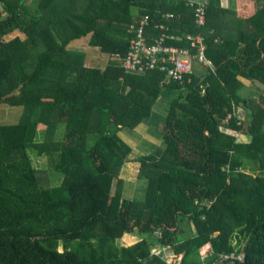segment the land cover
Instances as JSON below:
<instances>
[{"label": "trees", "instance_id": "16d2710c", "mask_svg": "<svg viewBox=\"0 0 264 264\" xmlns=\"http://www.w3.org/2000/svg\"><path fill=\"white\" fill-rule=\"evenodd\" d=\"M192 4L204 7L202 26L188 0H0V104L22 108L0 125V264H177L151 247L201 264L205 245V262L234 252L243 258L233 264H264V92L239 93L240 78L264 87V0ZM145 13L147 33L173 13L165 43L193 55L187 37L200 35L211 66L196 58L168 83L155 70L122 68L128 27ZM89 33L110 57L104 68L66 48ZM165 87L179 93L159 123L162 145L134 159L146 189L130 198L118 177L131 153L121 135L150 117ZM30 153L62 182L41 183ZM123 235L138 241L118 248Z\"/></svg>", "mask_w": 264, "mask_h": 264}, {"label": "built area", "instance_id": "2783aa9c", "mask_svg": "<svg viewBox=\"0 0 264 264\" xmlns=\"http://www.w3.org/2000/svg\"><path fill=\"white\" fill-rule=\"evenodd\" d=\"M189 5L193 6V13L196 26H202L205 23V10L201 4L193 5L189 1ZM160 19L153 21V28L157 30L156 36L147 33L145 26L150 21L149 14H141L138 19L131 23L128 27V32L131 37L128 42V49L125 56L120 60V66L128 71L149 72L158 71L165 75L167 80L179 81L184 73L191 72V63L194 59L205 63L209 67L210 62L204 56L203 38L200 35L188 36L191 41L190 46L196 49V54L193 55L186 48L175 47L167 45L166 40L173 38L168 31L169 28L165 26L161 19L172 18L173 14H161ZM155 234H160L157 230ZM241 253H229L220 256V259L211 262L203 261L201 264H224L228 260L231 264L235 261H242Z\"/></svg>", "mask_w": 264, "mask_h": 264}, {"label": "rangeland", "instance_id": "374dc122", "mask_svg": "<svg viewBox=\"0 0 264 264\" xmlns=\"http://www.w3.org/2000/svg\"><path fill=\"white\" fill-rule=\"evenodd\" d=\"M90 38H91L90 35H89V38L85 36L82 39V41H85V42L87 40L89 41ZM80 43H82V42H79V44ZM89 47H90V45H89ZM92 54L98 56L97 61H95V58H93V57H92L93 59L89 58V63L86 65H89V66L98 65L100 67H104L105 64H103L104 62H102L100 64V59L102 58V60H106L105 57L108 58L109 57L108 54L100 53V52H99V54H96V51H92ZM89 57H91V54L89 55ZM105 62H108V61H105ZM202 64L209 67L205 63H202ZM200 69H202V68H199V70ZM240 80L241 81L243 80V81L241 82L242 88L240 89L239 93H241L243 95L248 94L249 98L256 99L257 96L261 95L264 92V87L257 84L256 82H251L249 80L242 79V78H240ZM237 108L238 107H236V109H235V113L237 116H239L240 119H242L240 116L241 115L243 116V114L246 117L248 116V112L243 108V106L239 107L238 109ZM21 111H22L21 107H11V106L4 104V103L0 104V125L16 123L20 117ZM161 123L162 122H160V124ZM160 124H159V130H161ZM136 128H138V126ZM126 131L128 132V134L131 135V137H135V135L137 134L136 129H133V128L132 129H126ZM225 131H226V129H225ZM121 136L123 137L124 135H121ZM40 138H41V132H38V138L37 139L40 140ZM132 148H134L136 150V146H132ZM138 150L141 151L140 148ZM30 154H31L34 166L39 170L38 177H40V179L43 180L41 183L44 182L46 186H57L62 182V176L53 172V170L49 167L48 160L46 159L45 156L37 157L33 153H30ZM138 168H139V163L134 162L133 158H131V154H129L127 157V162H125L124 165L122 166V169H121L118 177L121 178L124 182V185L122 186L123 192H125L130 198L134 197L136 199L137 198L142 199L144 197V193H145V189H146V182L137 177L138 171H139ZM46 175L48 176V180L47 179L44 180V177H46ZM183 227L185 228V230L188 233L193 230V228L189 227L188 224H184ZM143 237L146 239L148 238L147 235L146 236L143 235ZM151 239L152 238H150L149 240H151ZM155 240L156 239L154 237L153 241H151V242L156 243ZM137 241H138V236L123 235L120 239L115 240V242H116L115 244L118 248H120V247L132 246ZM235 241H236V239L233 240V244ZM152 244L153 243H151V245ZM163 250H165V251L168 250L169 252L166 253ZM163 250L157 249V248L155 249V248L151 247L150 252H151V254L153 253L156 255L161 254V256L165 260V262H172V261L176 260V256L173 254V251L171 250V248H169V249L165 248ZM205 260H206V258L204 260L199 259L198 261L203 262ZM178 261L176 262L177 264H178Z\"/></svg>", "mask_w": 264, "mask_h": 264}, {"label": "crops", "instance_id": "0c3cea01", "mask_svg": "<svg viewBox=\"0 0 264 264\" xmlns=\"http://www.w3.org/2000/svg\"><path fill=\"white\" fill-rule=\"evenodd\" d=\"M188 1L203 2V3H205L204 5H206V1L207 0H188ZM233 1L234 0H219L220 7L223 8V9H227L233 4ZM0 12H1V15H4V13L1 11V7H0ZM164 14H173V13H164ZM134 15H135V17L137 16V11L134 12ZM136 20L137 19H135L133 22H135ZM161 21H162V23L165 26H167L170 29L169 25L165 24V22H164V21H169V19L163 18V19H161ZM150 32H151L150 34L155 35V34H157L158 31L157 30H152ZM17 35H18V32H14L13 33V36H17ZM89 35L91 36V33L87 34L86 37L89 38ZM189 36L191 37V35H189ZM6 37H5V39H6ZM83 38L84 37H82L80 39H75V40L70 41L66 48L69 49V50H76V51L83 52L84 55H85V61H84L85 64L89 63V58H91V59L95 58V61H97L98 56L93 55L92 51H96V54H99V52L100 53H102V52L99 51V49L97 47H92V46L89 47V43H88L89 41L88 40L86 42L82 41ZM187 41H189V39H187ZM79 42H82V43L79 44ZM90 54H91V57H89ZM109 58L110 57H108V58L105 57L106 60H102V58H101L100 59V64L102 62H104L103 64L106 65L107 62H105V61H108ZM200 67H201L200 64L195 62L194 65H193V72L199 70ZM102 68H104V67H102ZM163 82H167L168 83L169 80L164 78ZM178 93L179 92L177 90H173V89H171L169 87L163 88L161 90L157 100L155 101V103L153 104V106L151 108L150 117L147 118V119H144L143 121H141V123H139L137 125L138 128H136L137 126L135 127V129L137 131V134L135 135V137H131L130 134H128L126 137L123 136V139L131 147V153L130 154H131V158H133V160L136 157H138L139 155L147 153V152H150V150H153L154 148L160 147L162 145V141L160 139L161 137L159 135L160 130H159V125L158 124L162 120H164V117L166 115L165 108L168 107L171 104L172 100L177 96ZM240 95L243 98H249L248 94L243 95V94L240 93ZM244 116L245 115L243 114V116L241 115L240 117L242 119H245L246 116L245 117ZM226 130L230 134H233L236 137L237 141H239V142H249L250 141V137L248 135L240 134V133L235 132V131L230 130V129H226ZM132 146H136V150L134 148H132ZM139 148L141 149V151L138 150ZM165 248L169 249V247H163L161 249L163 250ZM163 251H165V250H163ZM209 251H210V246L209 245H205L204 247H202L199 250L200 260H204L207 257V255L209 254ZM165 252L168 253L169 251L166 250ZM180 257L181 256L176 257L177 261L180 259Z\"/></svg>", "mask_w": 264, "mask_h": 264}, {"label": "bare ground", "instance_id": "6f19581e", "mask_svg": "<svg viewBox=\"0 0 264 264\" xmlns=\"http://www.w3.org/2000/svg\"><path fill=\"white\" fill-rule=\"evenodd\" d=\"M154 71V70H153Z\"/></svg>", "mask_w": 264, "mask_h": 264}]
</instances>
